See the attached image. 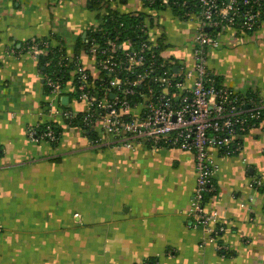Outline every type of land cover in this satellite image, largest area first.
Here are the masks:
<instances>
[{"label": "crops", "instance_id": "0c3cea01", "mask_svg": "<svg viewBox=\"0 0 264 264\" xmlns=\"http://www.w3.org/2000/svg\"><path fill=\"white\" fill-rule=\"evenodd\" d=\"M90 5L0 0V264H264V120L243 136L240 151L214 152L219 169L206 207L225 225L214 240L191 226L192 152L146 143L96 146L88 130L61 114L82 112L86 103L72 100L73 80L60 98L52 92L40 60L24 45L55 36L52 44H62L69 57L79 53L97 74L87 48L109 8L150 15L165 56L193 66L197 17L151 11L142 0ZM218 37L220 46L207 53L219 83L264 101V20L251 32ZM43 124L61 130L55 143L29 136ZM257 178L262 185L252 186Z\"/></svg>", "mask_w": 264, "mask_h": 264}, {"label": "built area", "instance_id": "2783aa9c", "mask_svg": "<svg viewBox=\"0 0 264 264\" xmlns=\"http://www.w3.org/2000/svg\"><path fill=\"white\" fill-rule=\"evenodd\" d=\"M142 1L151 11L174 12L181 8L186 9V17L198 18L193 66L188 68L184 62L165 56V49L159 45L162 36L152 34L150 15L146 13L139 25L137 45L130 39L118 43V36L108 37L101 45L90 37L87 49L97 74L85 68L80 57L74 60L68 55L64 57L73 61L70 80L75 85L77 99L84 101L86 108L82 112L65 108L61 114L72 120L83 113L82 127L95 134L92 144L96 146L107 143L134 148L137 143H146L192 152L196 186L190 204L191 226L218 240L225 225L217 211L206 207V198L214 191L213 180L219 169L214 152L231 155L240 151L243 136L264 119V101L255 92L243 93L220 84L209 67L207 50L220 46L221 32L233 35L256 29L264 20V0ZM106 14L107 11L102 14L97 29H101ZM208 27L212 30L207 31ZM48 46L46 41L45 47ZM117 47L124 53H116ZM23 51L36 58L44 54L35 39ZM46 78L52 92L60 98L64 89L62 80L48 75ZM37 127L29 129L33 140L56 142L60 137L51 124L42 132ZM261 185L260 178L252 181V186ZM2 231L0 227V235ZM218 248L222 249L223 245L219 244Z\"/></svg>", "mask_w": 264, "mask_h": 264}, {"label": "trees", "instance_id": "16d2710c", "mask_svg": "<svg viewBox=\"0 0 264 264\" xmlns=\"http://www.w3.org/2000/svg\"><path fill=\"white\" fill-rule=\"evenodd\" d=\"M108 1L110 0H90L91 2L90 6L92 8H97V9L103 8L104 2L106 3ZM120 1H124V0H120ZM241 6L242 5H239L240 9L243 8ZM263 9H264V4H263ZM174 12L178 16L181 15L186 16V9L178 8L175 9ZM145 17L146 15L143 14L142 12H139L137 14L136 13L121 14L109 8L107 9V14L103 18V22L100 26L101 29L95 30L93 33H91V35L101 45L104 44L105 40L108 37H111L112 39L113 38L116 39L117 36H118L117 37L118 43H122L123 41L130 39L133 44L137 45V43H139L138 35L140 34L139 25L142 23ZM53 39H56V37L52 36L49 38L46 37L43 39H35L39 43L41 49H44L45 51L44 54L39 55L38 59L41 62L44 72L53 79L60 78L62 80L63 86H65V84L72 78V73L74 70L73 61L64 58L67 56L64 47L60 43L52 44ZM163 40L164 37L162 36V38L159 40L160 43L159 45L161 49H165L167 47L166 44L163 43ZM31 41L32 40L26 42L24 48H26L31 43ZM46 41H49V46L47 48L45 47ZM79 47L80 45H78V50ZM116 50H117L116 53H124L122 48L117 47ZM76 57H79V53H76L73 56V60L76 59ZM249 93H254V92H249ZM255 94L258 96V93ZM82 118H83V113H79L78 117L70 121H72L75 124H80L81 126H84L82 122ZM262 118H264V110H263ZM47 125L48 124L39 125L37 128L40 132H42L43 130H45ZM51 126L59 133L60 136L61 130L57 128L55 125L51 124ZM90 136H91V140H94L95 134L92 131H90Z\"/></svg>", "mask_w": 264, "mask_h": 264}, {"label": "water", "instance_id": "95a60500", "mask_svg": "<svg viewBox=\"0 0 264 264\" xmlns=\"http://www.w3.org/2000/svg\"><path fill=\"white\" fill-rule=\"evenodd\" d=\"M206 30H207V31H211L212 28H211V27H208V28H206ZM84 37H86V34H84ZM68 100H69V97H68V96H65V97L63 98V104L66 105L67 102H68Z\"/></svg>", "mask_w": 264, "mask_h": 264}, {"label": "rangeland", "instance_id": "374dc122", "mask_svg": "<svg viewBox=\"0 0 264 264\" xmlns=\"http://www.w3.org/2000/svg\"><path fill=\"white\" fill-rule=\"evenodd\" d=\"M148 10H149V9H148ZM177 16H178V15H177ZM181 16L183 17V15H181ZM72 87H73V91H72V96H71V97H72V100L75 101V100L77 99V96H76V94H75L76 91H75V85H74V83H73V86H72ZM74 99H75V100H74Z\"/></svg>", "mask_w": 264, "mask_h": 264}]
</instances>
